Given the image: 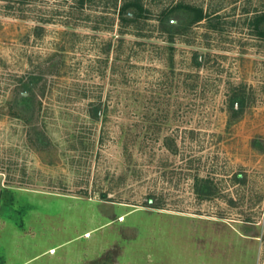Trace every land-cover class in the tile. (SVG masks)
<instances>
[{"label":"rangeland","instance_id":"rangeland-1","mask_svg":"<svg viewBox=\"0 0 264 264\" xmlns=\"http://www.w3.org/2000/svg\"><path fill=\"white\" fill-rule=\"evenodd\" d=\"M143 2L0 0V264L264 259V0ZM180 4L209 19L162 31Z\"/></svg>","mask_w":264,"mask_h":264},{"label":"trees","instance_id":"trees-1","mask_svg":"<svg viewBox=\"0 0 264 264\" xmlns=\"http://www.w3.org/2000/svg\"><path fill=\"white\" fill-rule=\"evenodd\" d=\"M143 1L144 0H122V3L118 8L120 22L122 24H130L146 18V12H148V9L145 7ZM80 2L83 3V0H80ZM181 10L185 11L190 16L191 22L196 23L209 19V15L205 12L204 8L190 4H180L161 12V16L159 17V26L162 31L169 32L171 35L181 33L183 26L180 23V20H178L181 18L179 14V11ZM173 14L175 18H178L176 23L169 19V16ZM209 22L210 25H213L212 27H216V24L213 23L212 20H209ZM250 26L252 30L255 31L257 36L264 38V10L253 14V16L250 18ZM26 91L29 95H23L22 102L26 105H30V103L35 99V94L32 92V89L29 86L27 87ZM246 98L245 91H233L227 107L231 113V117L236 118L243 111L246 105ZM90 112L92 117L97 119L102 113V108L93 107ZM201 179L202 178L195 179L196 192L199 193L201 197L210 199L214 195L215 189L207 179Z\"/></svg>","mask_w":264,"mask_h":264},{"label":"crops","instance_id":"crops-1","mask_svg":"<svg viewBox=\"0 0 264 264\" xmlns=\"http://www.w3.org/2000/svg\"><path fill=\"white\" fill-rule=\"evenodd\" d=\"M4 183H5V176L0 173V209H1V202H2V193H3V187H4ZM54 248H51L50 250H52ZM36 257L30 258L27 261L23 262V263H19V264H30L33 262V260ZM1 264H6V261L2 260ZM258 264H264V259H262Z\"/></svg>","mask_w":264,"mask_h":264}]
</instances>
